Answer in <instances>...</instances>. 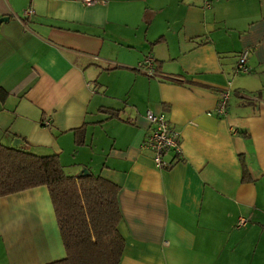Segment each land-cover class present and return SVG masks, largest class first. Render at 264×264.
Listing matches in <instances>:
<instances>
[{
	"label": "crops",
	"instance_id": "0c3cea01",
	"mask_svg": "<svg viewBox=\"0 0 264 264\" xmlns=\"http://www.w3.org/2000/svg\"><path fill=\"white\" fill-rule=\"evenodd\" d=\"M92 1L0 0V142L119 186L120 264H264V0ZM66 256L47 186L0 197V264Z\"/></svg>",
	"mask_w": 264,
	"mask_h": 264
},
{
	"label": "trees",
	"instance_id": "16d2710c",
	"mask_svg": "<svg viewBox=\"0 0 264 264\" xmlns=\"http://www.w3.org/2000/svg\"><path fill=\"white\" fill-rule=\"evenodd\" d=\"M76 134V142L83 143L84 130ZM42 185L49 189L67 252L49 264H120L125 239L119 231V186L90 171L67 173L58 155H37L0 142V197Z\"/></svg>",
	"mask_w": 264,
	"mask_h": 264
},
{
	"label": "built area",
	"instance_id": "2783aa9c",
	"mask_svg": "<svg viewBox=\"0 0 264 264\" xmlns=\"http://www.w3.org/2000/svg\"><path fill=\"white\" fill-rule=\"evenodd\" d=\"M86 4H91L92 0H84ZM34 11L28 10L27 13L32 14ZM249 58V50H244L239 57L238 64L236 66L237 72L249 73L250 69L247 66ZM154 57L149 55L143 63H140L138 68L145 70L149 74H154L153 65ZM231 98V92L225 90L221 93L220 103L218 106V113L221 115L227 114L228 103ZM147 117L151 122V131L147 139L145 146L154 152L156 165L164 167L167 162L165 161V155L171 150H180V144L178 139V133L171 127L170 121L164 113L156 114L149 110ZM49 125V122H46Z\"/></svg>",
	"mask_w": 264,
	"mask_h": 264
},
{
	"label": "water",
	"instance_id": "95a60500",
	"mask_svg": "<svg viewBox=\"0 0 264 264\" xmlns=\"http://www.w3.org/2000/svg\"><path fill=\"white\" fill-rule=\"evenodd\" d=\"M9 17H3V18H0V24L3 22V21H6L8 20ZM89 173V170L86 169V168H83L82 172L79 173V175H83V174H88Z\"/></svg>",
	"mask_w": 264,
	"mask_h": 264
}]
</instances>
